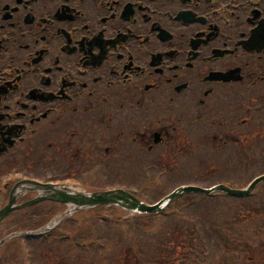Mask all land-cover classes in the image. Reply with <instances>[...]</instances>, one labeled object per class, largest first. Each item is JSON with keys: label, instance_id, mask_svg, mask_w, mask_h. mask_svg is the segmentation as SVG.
<instances>
[{"label": "flooded vegetation", "instance_id": "obj_1", "mask_svg": "<svg viewBox=\"0 0 264 264\" xmlns=\"http://www.w3.org/2000/svg\"><path fill=\"white\" fill-rule=\"evenodd\" d=\"M247 127L264 141V0H0V210L43 143L82 167L104 152L118 176Z\"/></svg>", "mask_w": 264, "mask_h": 264}, {"label": "rangeland", "instance_id": "obj_2", "mask_svg": "<svg viewBox=\"0 0 264 264\" xmlns=\"http://www.w3.org/2000/svg\"><path fill=\"white\" fill-rule=\"evenodd\" d=\"M252 140L251 138L250 141H239L238 143L228 141V145L216 141H181L177 154L166 157L165 162L162 156L164 149L150 155L148 157L149 166L156 164L157 168L149 170L143 178H136L132 168H128L127 172H119L118 176L114 175V178L110 173L106 177L104 168L100 166V163L107 162L105 160L107 157L104 154L98 163L95 160L86 161L82 167L79 165L80 161L75 160V157L73 158L72 152L70 157L62 159L50 151L48 147L46 148L43 143L33 147V151L24 150L22 152L19 174H14L13 177L22 179L26 177L35 178L44 181L58 178V180H55L57 182L63 181L59 179H68L69 182L80 184L81 188L84 187L86 190H107L113 186L126 185L128 189L138 192L134 193L137 198L152 205L160 202L182 186L212 188L224 184L237 189L246 188L256 177L264 175V144L258 145ZM52 159L62 162L66 161L65 164L71 166L67 170L66 177L62 175H47L48 170L53 165ZM13 163L15 161H11V164ZM161 164L162 167L160 168ZM100 170L102 172H93ZM157 177H160V179H154ZM159 181L160 186L155 187V190L152 188L148 189L149 184L147 183L155 182L157 184ZM257 190L263 193L264 186L261 188L259 186ZM262 201L249 198L246 200L225 198L212 201L204 199L202 202L199 199L195 203L189 201L183 212L193 217V224L198 225L197 229L200 231L203 245L207 247L210 236L203 230L202 226L204 224L198 218L221 225L227 235L229 234L235 238V244L240 240L239 244L243 245L240 254L244 256V250H249L253 254V250L258 251L261 249L262 240L264 241V222L261 219L264 212L261 211L264 210V202ZM37 209L33 208L29 212H22L21 219L30 215L31 212L34 214ZM65 209V207H62L60 213L62 214ZM101 210L104 211L100 213L101 216L111 214L114 217L130 215L129 212L114 207H106ZM83 212L73 213L60 227L65 229L70 235L81 236V238L88 237V233L98 235L97 245L87 248L92 252L85 254L82 252L74 253L72 250L77 248L73 247V244L58 240L51 245L49 241L44 243L21 241L19 252L16 247L6 248L0 263L2 261V263L9 264V262L13 261L14 263L17 262L16 264H63L64 253H66L70 260L69 264H137L136 258L130 259L128 263L125 261L128 257L126 254L129 253L125 249H127L126 247L130 242L126 223L117 219H111L109 223L98 221L97 217L99 214L95 213L97 215L96 218H92L87 217L88 215H82ZM54 214L57 218L59 217L57 211ZM16 217L18 215L13 216L11 219L14 221ZM53 217L50 218L51 221ZM146 220H148V223L142 230L143 232H141L139 227L136 229L137 233L135 234L139 236H135L134 244H137V240H143L142 244L147 249L151 248L154 243L153 239L150 238L155 234L151 225H159V230L165 227L166 232L174 229V219L163 217L162 219ZM49 223L41 224L38 228L40 229ZM188 238H190V235ZM202 244L200 245L202 246ZM102 245L108 249L102 250ZM169 245L175 246L174 243L166 244L167 247ZM263 252L264 249L261 250V253ZM27 253H29V256L24 258ZM180 253H182L181 250H163V254L169 256L175 254L174 257L170 258L171 264H173L174 259H178ZM219 254L220 251L218 250L208 252L207 255L213 261L211 264H222L223 259L218 258ZM254 255H260V253ZM240 261L241 258L239 259V264L241 263ZM242 264L252 263H250L249 258L242 257Z\"/></svg>", "mask_w": 264, "mask_h": 264}, {"label": "water", "instance_id": "obj_3", "mask_svg": "<svg viewBox=\"0 0 264 264\" xmlns=\"http://www.w3.org/2000/svg\"><path fill=\"white\" fill-rule=\"evenodd\" d=\"M262 182H264V176L256 179L246 190H233L225 186H219L217 188L210 190L197 188V187H185L177 190L166 200L160 202L156 206L144 205L134 196H132L131 194L125 191H114V192L95 193L92 195H86L83 193H71V192H61L58 190H52L50 186L45 185L42 187L44 188V190H46L48 195L30 202L22 206V208L31 206L41 201L52 200L58 203L71 206L74 209H87L101 205H118L130 211H138L140 213L151 214V213L161 212L165 205L170 204L175 199L188 193L211 194L214 191H222L232 197H239V198L247 197L254 190V188ZM34 185L41 187V185L39 184H34ZM2 215H4V213H2Z\"/></svg>", "mask_w": 264, "mask_h": 264}, {"label": "trees", "instance_id": "obj_4", "mask_svg": "<svg viewBox=\"0 0 264 264\" xmlns=\"http://www.w3.org/2000/svg\"><path fill=\"white\" fill-rule=\"evenodd\" d=\"M185 201H186V199L177 200L172 205V207H174L175 209H179V207L181 205H183L185 203ZM30 219H32V218H30ZM182 219L191 220V217L187 216V215H183ZM47 222H49L48 219L43 221L42 224H45ZM204 222L210 223L211 227L217 231L218 240L220 239V241L222 242L224 252L228 253V259H229L228 264H238V263H236L233 254L242 250L243 245L239 244L240 240L237 244H235V238L230 236L229 234L227 235L224 232V229L222 228L221 225L213 224L210 221H206V220H204ZM129 224L131 226V229H132V227L135 226V224H133V223H129ZM238 231H240V230H238ZM171 234L173 235V237L167 238V239H171V243L172 244L174 243L175 246L170 247V249H175V250L179 249L182 251V253H181L182 261H183L182 264H186L187 262L188 263L190 262V264H200L198 261L201 257L205 256L206 252L202 251V250H205V248H204L203 244H202V246L200 245V243L202 241L201 238L198 237L195 239L193 237V235H199L200 234L195 229V226L191 223H187V222L183 221L180 223L179 227H176L174 229V231H171ZM176 234H177V236L175 237L174 235H176ZM189 235H190V238H188ZM136 248L139 250H142L141 246H137ZM247 248H249V247L247 246ZM159 249L160 250L163 249L162 244L160 245ZM247 251H249V250H247ZM192 259H194V261ZM195 260H197V261H195Z\"/></svg>", "mask_w": 264, "mask_h": 264}]
</instances>
